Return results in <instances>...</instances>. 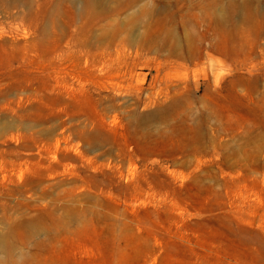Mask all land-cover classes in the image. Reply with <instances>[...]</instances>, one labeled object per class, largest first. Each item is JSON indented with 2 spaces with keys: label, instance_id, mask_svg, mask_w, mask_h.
Wrapping results in <instances>:
<instances>
[{
  "label": "rangeland",
  "instance_id": "rangeland-1",
  "mask_svg": "<svg viewBox=\"0 0 264 264\" xmlns=\"http://www.w3.org/2000/svg\"><path fill=\"white\" fill-rule=\"evenodd\" d=\"M0 264H264V0H0Z\"/></svg>",
  "mask_w": 264,
  "mask_h": 264
}]
</instances>
